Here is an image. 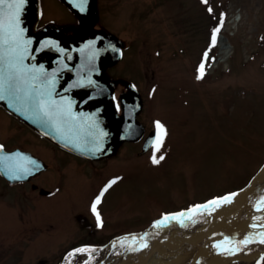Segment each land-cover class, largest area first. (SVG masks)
<instances>
[{
    "label": "rangeland",
    "instance_id": "1",
    "mask_svg": "<svg viewBox=\"0 0 264 264\" xmlns=\"http://www.w3.org/2000/svg\"><path fill=\"white\" fill-rule=\"evenodd\" d=\"M40 6L38 28L56 24L69 33L79 30L80 19L62 0H40ZM98 6L96 27L123 42L124 55L108 73L118 92L136 82L144 103L138 119L146 131L156 128L158 136L145 152L142 139L129 141L101 162L60 152L57 185L65 181L73 197L88 198L98 194L101 180L113 176L114 186L100 204L105 228L108 217L120 227L135 212L139 244V230L162 212L241 190L264 167V0H98ZM216 16L223 21L216 24L213 42ZM171 243L176 245L156 249L148 264H189L195 257L194 244ZM186 244L189 251L181 249ZM77 249L73 264H95L110 252ZM52 250L14 247L3 264H61L50 257ZM257 264H264V256Z\"/></svg>",
    "mask_w": 264,
    "mask_h": 264
},
{
    "label": "water",
    "instance_id": "2",
    "mask_svg": "<svg viewBox=\"0 0 264 264\" xmlns=\"http://www.w3.org/2000/svg\"><path fill=\"white\" fill-rule=\"evenodd\" d=\"M62 1L81 21L77 34H70L63 27L46 26L37 29V0H26L22 5L15 39L10 31L6 32L4 39L7 43L0 47V56L3 57L0 60V79L3 81V91L0 93L3 98L0 103L64 148L87 158L101 159L114 154L122 142L140 141L144 137L146 127L138 120L144 103L138 87L130 82L127 90L120 94L122 112H117L115 87L105 69L122 58L123 42L117 35L96 27L97 0H87L83 5L80 0ZM80 6L84 11L80 10ZM0 10L7 16L13 9L5 3L0 5ZM48 41L54 44H48ZM156 135V129L149 131L143 141L142 151L149 149ZM17 157L18 153L14 152L0 159L5 163L6 159ZM2 171L10 175L9 167L4 166ZM252 183L253 180L243 189L222 196L232 197L231 194L236 193V201H241V204L222 205L224 210H220L219 204L223 201L218 198L215 199L217 204H209L208 201L197 204L205 207L195 205L166 215L169 218L173 214L183 213L182 216H176L173 222L166 223L167 227L162 228V224L154 223L140 231L138 237L141 243L127 249L120 256L134 249L142 250L146 248L141 247L142 244L148 246L163 238L189 242L199 248L195 237L180 234L184 228L200 229L198 238L213 235L220 237L215 238V242L223 240L225 244L229 242L230 236L238 240L246 237L245 249L232 250L238 256L226 259V264L263 256L264 243L260 241L264 239V223H261L264 218V201L254 206L258 194H264V183L250 190ZM211 207L216 210L204 212ZM234 208L238 210L225 228L210 225L223 220ZM194 209H198L197 213L204 216L203 220L194 219L191 223L180 224L181 219ZM245 211L248 212V221L240 227L241 214ZM251 245L255 249L246 250ZM155 250L148 255L144 264H148ZM226 254H229V250L213 251L202 262L195 263L193 257L189 264H214Z\"/></svg>",
    "mask_w": 264,
    "mask_h": 264
},
{
    "label": "flooded vegetation",
    "instance_id": "3",
    "mask_svg": "<svg viewBox=\"0 0 264 264\" xmlns=\"http://www.w3.org/2000/svg\"><path fill=\"white\" fill-rule=\"evenodd\" d=\"M106 71L108 79L114 82L108 73L109 68ZM115 91L116 108L120 114L122 91L118 92L117 88ZM123 144L132 143L124 141L119 147ZM0 145L3 146L0 149V158H5L9 153H18L16 159L8 158L5 163L0 159V264H3L5 257L14 247L53 249L50 257H56L61 264H73L75 256L72 250L74 248L96 249L97 252L100 250L110 251L108 256L103 252V256L106 255L104 260H109L118 258L120 255L119 251L116 254L113 253L115 249L126 250L136 245L135 212L125 217L128 221L121 224L120 227H114L108 217L107 228H105L103 213H100V204L103 203L105 196L114 186L112 183L105 191L106 186L114 181L113 176L99 182L100 185L97 189L99 195L91 194V192L88 198L85 195H79V198L73 197L71 185L63 183L65 182L63 180L61 182L63 186L57 185L55 161L60 152L78 156L85 163L101 162L111 155L101 159H91L68 150L41 131L26 124L7 110L2 103H0ZM19 152L23 154L19 155ZM4 166L9 167V176L2 171ZM263 173L264 167L259 169L257 175L253 176L249 183L253 180L252 186L255 185L254 187L264 183V181L259 182V177ZM15 177H19V179ZM59 189L64 192H60ZM102 192L103 195H101ZM225 194L227 193L213 200L221 198ZM97 197H100V200L96 204V211L93 212L92 205ZM235 201L236 199L233 198L226 205L236 204ZM183 209L187 208L162 212L158 217ZM261 223H264V218ZM15 238H19V240ZM56 248L62 249L63 252H59L61 254L57 255V252L54 251ZM261 259L262 257L258 260L254 259L248 264H257Z\"/></svg>",
    "mask_w": 264,
    "mask_h": 264
},
{
    "label": "bare ground",
    "instance_id": "4",
    "mask_svg": "<svg viewBox=\"0 0 264 264\" xmlns=\"http://www.w3.org/2000/svg\"><path fill=\"white\" fill-rule=\"evenodd\" d=\"M42 3V1H41ZM37 7H38V10H37V23H38V20H39V17H40V10H41V6H40V0H37ZM98 3H97V7H96V21L98 19ZM44 24V23H43ZM50 25V24H49ZM48 24L47 25H43L41 26L42 27H46V26H49ZM51 26H54V27H62L60 25H51ZM64 28V27H63ZM66 30V28H64ZM78 30L72 32L71 34H77ZM109 32V31H107ZM109 33H112V32H109ZM114 34V33H113ZM116 35V34H115ZM118 36V35H117ZM119 37V36H118ZM120 38V37H119ZM120 40H122L120 38ZM225 47L222 46V51L225 52ZM123 55H124V50H123ZM114 64V63H112ZM112 64L108 65L106 67V69L108 67H111ZM105 69V70H106ZM106 74H107V71H106ZM108 76V74H107ZM113 80V79H112ZM113 84H114V87H115V84L113 81H111ZM136 84V82H134ZM136 86L138 87L139 89V86L136 84ZM127 88H128V84H127ZM127 90V89H126ZM125 90V91H126ZM140 92V90H139ZM4 105V104H3ZM6 108V107H5ZM7 109V108H6ZM8 110V109H7ZM12 113V112H11ZM14 114V113H13ZM15 115V114H14ZM17 116V115H16ZM18 117V116H17ZM20 118V117H18ZM21 119V118H20ZM23 120V119H21ZM24 121V120H23ZM26 124H28L26 121H24ZM29 125V124H28ZM30 126V125H29ZM32 127V126H31ZM37 130V129H36ZM156 140V139H155ZM255 186V185H253ZM264 197V194H261L259 195L258 194V197L256 198V202H260L261 201V198ZM252 199H250L251 201ZM259 207V206H258ZM238 208H234L232 210H230V213H227V214H234L237 212ZM187 217H190L192 220L194 219H197V221L200 220L201 218V215H199V213H197L196 211H193L191 212L189 215H187ZM232 218H228L227 216H224L223 217V220L220 221V223L217 225L218 227L222 226L223 228H225ZM202 220V219H201ZM241 220L246 224L247 220H248V212L245 211V212H242L241 214ZM246 220V221H245ZM225 225V226H224ZM200 229H192L190 231V229H182L180 231V234L182 236H185V237H195V241L197 243H199L200 247L197 249L196 253H195V263H199V262H202L211 252L213 251H221V250H229V254H226V256L222 257L220 260L216 261L214 264H226L225 261H227L228 259L230 258H236L238 256L237 253H234L232 250L236 249V248H240V250H244L246 245H244V243H242V241H245L246 237H242L240 238L239 240L238 239H235V237H231L230 236V239H229V242L227 244L223 243V240H221L220 242H215V238L216 236H213V235H209V236H204V237H201V238H198L197 237V232L199 231ZM237 238V237H236ZM215 242V243H214ZM163 245H167V246H175L176 244H173L171 243V240L168 239V238H163V239H160L150 245H148L146 248L144 249H138V250H132L130 251L129 253V256L125 259V262H123L122 264H144L145 260L147 259L148 255H150L152 253V251L154 249H159L161 246ZM255 246H250L248 249L246 250H252V249H255L254 248ZM227 259V260H226ZM251 259V258H250ZM249 261V260H248ZM248 261L247 260H244L243 261V264H248ZM117 262H115L116 264ZM113 264V263H111Z\"/></svg>",
    "mask_w": 264,
    "mask_h": 264
},
{
    "label": "snow or ice",
    "instance_id": "5",
    "mask_svg": "<svg viewBox=\"0 0 264 264\" xmlns=\"http://www.w3.org/2000/svg\"><path fill=\"white\" fill-rule=\"evenodd\" d=\"M26 2V0H0V5H4L5 3H8L9 8L13 9L12 11H10L7 16H5V14L2 12V10H0V47H2L3 43H7V41L4 39V35L6 32H11L12 34V38L15 39V36L17 35L15 33V29L18 25V17H19V12L20 9L22 7V5ZM87 0H80V4H86ZM206 2V0H205ZM79 6V5H78ZM80 10L84 11V8L82 6H80ZM209 11H211V9H209ZM218 31L214 30L213 32V42H215V32ZM48 44H54L53 41H48ZM90 43H94V42H90ZM3 57L0 56V60H2ZM14 67V65H13ZM203 68V65H201V69ZM200 78V77H198ZM3 91V81L2 79H0V93H2ZM3 96L0 95V99H2ZM41 107H43V102H41ZM157 126L159 128H162L163 126L159 124V122H157ZM3 146L0 145V149H2ZM160 159H163V157H160ZM159 161L155 158V156H153V163H158ZM16 179H19V177H15ZM112 183H115V181H111L109 183L108 186H106L105 191L107 190V187H110ZM101 195H103V192L101 193ZM232 196L236 195V193L231 194ZM224 203H230L231 199L230 196H225L220 198ZM262 201H264V197L261 198ZM100 197H97L96 201L93 203L92 205V210L93 212L96 211V204L99 203ZM209 204H217V201L213 200V201H209ZM219 206V205H217ZM196 207H205L203 205H197ZM183 213H179V214H173V218H175L176 216H182ZM97 219L99 220V216L97 215ZM165 219H167V217H165ZM164 221H156L157 225H161L163 224ZM246 241H242V243H245ZM261 243H264V239H262L260 241ZM141 247H147V244H142ZM134 250H138V249H134ZM77 252L83 251L82 249H77Z\"/></svg>",
    "mask_w": 264,
    "mask_h": 264
},
{
    "label": "trees",
    "instance_id": "6",
    "mask_svg": "<svg viewBox=\"0 0 264 264\" xmlns=\"http://www.w3.org/2000/svg\"><path fill=\"white\" fill-rule=\"evenodd\" d=\"M211 9H212V7H211ZM212 11H213V9H212ZM225 12H223V14H224ZM217 18H216V20H214L215 21V30H217L218 29V31H219V27H217V25H219V23L221 22L222 23V21H219V16H216ZM219 22V23H218ZM217 24V25H216ZM221 25V24H220ZM218 31H216L215 32V35H216V33L218 32ZM260 178V177H259ZM258 183V182H257ZM190 247H191V245H189V244H186V245H183L182 247H181V249L182 250H184V251H189L188 249H190ZM182 250H180V251H182Z\"/></svg>",
    "mask_w": 264,
    "mask_h": 264
}]
</instances>
